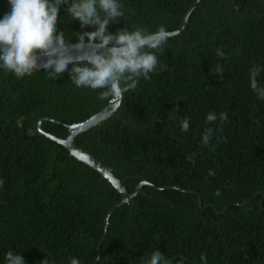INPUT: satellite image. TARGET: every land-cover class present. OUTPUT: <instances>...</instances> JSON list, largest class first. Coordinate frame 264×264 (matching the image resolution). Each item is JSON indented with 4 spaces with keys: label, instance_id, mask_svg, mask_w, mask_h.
I'll use <instances>...</instances> for the list:
<instances>
[{
    "label": "trees",
    "instance_id": "1",
    "mask_svg": "<svg viewBox=\"0 0 264 264\" xmlns=\"http://www.w3.org/2000/svg\"><path fill=\"white\" fill-rule=\"evenodd\" d=\"M195 1L118 0L124 15L108 32L161 25L175 32ZM72 2L60 6L56 29L75 44L97 26L81 27L67 12ZM10 10L9 0H0V19ZM157 56L151 78L123 94L120 117L76 140L130 193L144 181L170 188L144 187L111 215L106 232V215L122 196L38 124L59 122L42 129L66 139L68 126L96 115L112 95L76 87L68 71L17 78L0 67V264L9 251L25 264H71L73 257L80 264H147L157 250L170 264H264V98L251 88L254 66L264 87V0H201L187 28ZM221 112L226 121L207 122ZM184 118L187 132L180 129ZM208 128L214 131L205 146ZM180 190L198 193L201 205Z\"/></svg>",
    "mask_w": 264,
    "mask_h": 264
},
{
    "label": "clouds",
    "instance_id": "2",
    "mask_svg": "<svg viewBox=\"0 0 264 264\" xmlns=\"http://www.w3.org/2000/svg\"><path fill=\"white\" fill-rule=\"evenodd\" d=\"M11 10L0 19V67L14 73L17 78L31 76L40 68L48 70L50 77L68 71L72 83L76 87L103 89L101 98L110 95L123 96L134 91L140 79H150L158 66L157 53L173 37V32L161 25L154 32L146 28H136L129 31L123 29L116 34L108 32L112 21L124 15L123 5L118 0H73L67 7V12L81 23V27L95 25L96 30L79 34V42L70 44L64 32L57 34L56 23L60 6L68 4V0H9ZM85 37L88 43L85 44ZM98 41V42H97ZM109 45H111L109 47ZM78 55H73V51ZM217 56L224 58L222 49L216 50ZM40 57H45L43 63ZM73 65L69 71V65ZM160 70H167V65H160ZM261 69L251 70V88L259 98H264V87H259L257 77ZM216 74H223V69L217 65ZM123 82V87H121ZM169 119H175L169 116ZM217 119L223 123L228 119L227 112L219 116L209 113L207 122ZM182 132L190 128L189 118L179 121ZM213 129L205 130L202 138L203 145H209L213 137ZM195 162V154L188 157ZM209 176L215 171L209 170ZM4 183L0 180V186ZM220 196L219 190L215 193ZM99 259V258H97ZM201 259L205 260L204 254ZM7 264H25L21 254L9 251L6 254ZM42 264H48L43 260ZM71 264H80L73 257ZM147 264H170L162 253L157 250L151 254ZM180 264H183L181 260Z\"/></svg>",
    "mask_w": 264,
    "mask_h": 264
},
{
    "label": "water",
    "instance_id": "3",
    "mask_svg": "<svg viewBox=\"0 0 264 264\" xmlns=\"http://www.w3.org/2000/svg\"><path fill=\"white\" fill-rule=\"evenodd\" d=\"M200 1L201 0H196L193 3V5L189 9V11H188V13L184 19V22H183L181 28L179 30L173 32V37L181 35L183 33V31L187 28V25H188L189 20H190V16H191L192 12L197 8ZM224 1L234 2L235 0H224ZM87 43H85V44H87ZM78 54L79 53L76 52L75 50L73 51L74 56L78 55ZM45 59H46L45 57H40V62L43 63ZM42 69L43 68H40L39 70H42ZM122 102H123V96L121 97V96L112 95L111 99L109 101V104L104 109H102L100 112H98L96 115H94L93 117H91L90 119H88L87 121H85L83 123L68 126L67 129H68L69 133H68V136L66 139L57 138L51 134L45 133L42 129V125L44 122H47V121L51 122V123H59V122L46 118V119L41 120L38 124L39 132L41 134L46 135V137L48 139H51L52 141H55L58 144L64 146L68 150V152L70 153L71 156H73L74 158H76L80 162L86 164L90 168L96 170L122 196V200L118 204L113 206L111 208V210L108 212V214L106 215L105 223H104V232H106V230H107L109 219H110L111 215L118 208L122 207L123 205H125L127 203H130L138 194L143 193L144 187L148 186V187H151L153 189H158V190L170 189L169 187L158 188L155 185H153L147 181H144V182L139 184V186L136 188L135 192L130 193L128 191V189L126 188L124 182L122 180H120L119 178H117L104 165L103 162H101L100 160H98L97 158H95L93 155L86 152L85 150L81 149L77 145L76 140L79 136L86 134L87 132H89L90 130H92L98 126H102L111 117H120L118 114V110L121 108ZM180 191L184 192V193H188V194L193 193V194L197 195L199 198V204L201 205V198H200V195L198 193H195L192 191H185V190H180ZM250 201L251 200H247L246 203H248ZM103 241H104V237L101 239L99 247H98V258H99L100 253H101V245H102ZM95 264H96V262H95Z\"/></svg>",
    "mask_w": 264,
    "mask_h": 264
}]
</instances>
